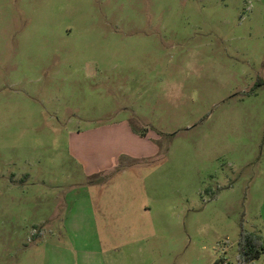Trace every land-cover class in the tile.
Segmentation results:
<instances>
[{
	"label": "rangeland",
	"instance_id": "rangeland-1",
	"mask_svg": "<svg viewBox=\"0 0 264 264\" xmlns=\"http://www.w3.org/2000/svg\"><path fill=\"white\" fill-rule=\"evenodd\" d=\"M125 118L157 152L87 176L71 132ZM242 227L264 235V0H0V264H104L99 238L239 264Z\"/></svg>",
	"mask_w": 264,
	"mask_h": 264
},
{
	"label": "crops",
	"instance_id": "crops-1",
	"mask_svg": "<svg viewBox=\"0 0 264 264\" xmlns=\"http://www.w3.org/2000/svg\"><path fill=\"white\" fill-rule=\"evenodd\" d=\"M70 135L73 137L70 144V152L73 158L82 164L84 172L87 176L112 170L117 166V162L122 156L138 158L150 156L154 154V152H157L156 145L152 138L142 136L137 133L127 118L119 121L94 124L87 128H79L78 130L72 131ZM122 140L125 142L123 146L120 145ZM132 143H134V145ZM110 182L111 181H88L89 214L88 212H84V214H82L88 218L82 221V224L84 225L83 227H86L85 224L88 225V228L91 227L97 229L101 227L100 224L94 222V220L90 218V214L93 213L94 207L96 203H98V195L100 194L102 188L109 185ZM95 194H98L97 197ZM151 208L150 204H144L137 207L138 213L141 215H147V212H149ZM145 229L147 228L144 225L142 230ZM145 233L146 231H144V235ZM136 243L137 242L135 241L134 246L130 248V251L136 250V246H138ZM96 244H99V248L95 250V254L100 256L98 257L100 261L102 258L104 264H116L115 260L117 258L116 254L118 253V250L112 247L107 249L106 245H102V239L100 238ZM69 249L71 250L73 248ZM147 250V245H145V251ZM82 251L84 250L82 249ZM82 251L76 249V251L74 250L73 252H70L72 253V264H77V262H79V259L81 258L80 252ZM75 252L77 257L76 255L74 256ZM86 252L90 253L93 251L89 249L84 253Z\"/></svg>",
	"mask_w": 264,
	"mask_h": 264
},
{
	"label": "trees",
	"instance_id": "trees-1",
	"mask_svg": "<svg viewBox=\"0 0 264 264\" xmlns=\"http://www.w3.org/2000/svg\"><path fill=\"white\" fill-rule=\"evenodd\" d=\"M133 129L138 131L133 125ZM141 134L145 135V131H141ZM162 134V133H161ZM120 168L118 167L117 170ZM110 176H105L102 179H93L91 180L96 182H103L108 180ZM264 252V235L253 230H247L242 227L241 238L239 243V264H254V260L259 258ZM219 262V259L216 260L215 264Z\"/></svg>",
	"mask_w": 264,
	"mask_h": 264
},
{
	"label": "built area",
	"instance_id": "built-area-1",
	"mask_svg": "<svg viewBox=\"0 0 264 264\" xmlns=\"http://www.w3.org/2000/svg\"><path fill=\"white\" fill-rule=\"evenodd\" d=\"M217 264H229V262H228V260L225 259L224 257H221V258L219 259V262H218Z\"/></svg>",
	"mask_w": 264,
	"mask_h": 264
}]
</instances>
